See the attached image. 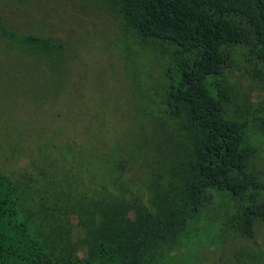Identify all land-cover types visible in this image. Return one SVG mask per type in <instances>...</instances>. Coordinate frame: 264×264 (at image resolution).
Masks as SVG:
<instances>
[{"label":"rangeland","instance_id":"1","mask_svg":"<svg viewBox=\"0 0 264 264\" xmlns=\"http://www.w3.org/2000/svg\"><path fill=\"white\" fill-rule=\"evenodd\" d=\"M30 37L61 47L39 49ZM235 50L242 54L229 78L243 110L264 120V59ZM168 66L97 0H0V171L27 183L49 177L77 195L148 204L168 160L182 154L162 102ZM256 144L245 173L262 184L264 135ZM208 192L209 203L160 264H264V220L255 221L252 237L240 236L225 225L236 210L228 192Z\"/></svg>","mask_w":264,"mask_h":264},{"label":"trees","instance_id":"2","mask_svg":"<svg viewBox=\"0 0 264 264\" xmlns=\"http://www.w3.org/2000/svg\"><path fill=\"white\" fill-rule=\"evenodd\" d=\"M97 1L142 49L169 65L162 102L177 124L182 154L168 160L148 204L77 195L49 177L35 184L0 171V264H160L209 203L211 189L235 202L225 225L252 237L255 221L264 220L258 198L264 181L245 171L264 120L243 110L229 73L242 54L236 47L264 59V0ZM27 41L47 51L61 47L49 37Z\"/></svg>","mask_w":264,"mask_h":264}]
</instances>
